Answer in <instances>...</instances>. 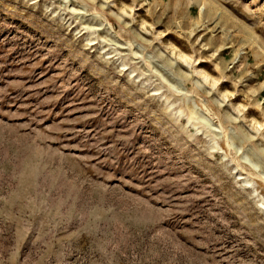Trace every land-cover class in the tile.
Masks as SVG:
<instances>
[{
    "label": "rangeland",
    "instance_id": "374dc122",
    "mask_svg": "<svg viewBox=\"0 0 264 264\" xmlns=\"http://www.w3.org/2000/svg\"><path fill=\"white\" fill-rule=\"evenodd\" d=\"M0 264H264V0H0Z\"/></svg>",
    "mask_w": 264,
    "mask_h": 264
},
{
    "label": "bare ground",
    "instance_id": "6f19581e",
    "mask_svg": "<svg viewBox=\"0 0 264 264\" xmlns=\"http://www.w3.org/2000/svg\"><path fill=\"white\" fill-rule=\"evenodd\" d=\"M206 111H207V110H206ZM220 129H221V127H220ZM225 137H226V139H227V141H228V136L225 135ZM228 145L230 146L229 141H228Z\"/></svg>",
    "mask_w": 264,
    "mask_h": 264
}]
</instances>
